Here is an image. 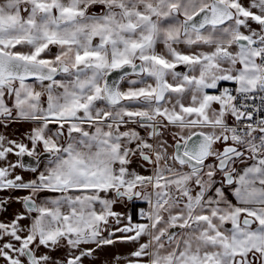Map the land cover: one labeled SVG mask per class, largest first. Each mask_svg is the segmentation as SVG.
I'll use <instances>...</instances> for the list:
<instances>
[{"label":"snow or ice","instance_id":"1","mask_svg":"<svg viewBox=\"0 0 264 264\" xmlns=\"http://www.w3.org/2000/svg\"><path fill=\"white\" fill-rule=\"evenodd\" d=\"M118 243L264 264V0H0V264Z\"/></svg>","mask_w":264,"mask_h":264},{"label":"crops","instance_id":"2","mask_svg":"<svg viewBox=\"0 0 264 264\" xmlns=\"http://www.w3.org/2000/svg\"><path fill=\"white\" fill-rule=\"evenodd\" d=\"M18 205H13V209L18 208ZM121 210V209H118ZM131 249L123 244H116L113 246H106L102 249L97 250L94 257L89 258V260H94L95 264H105V261L111 258L113 254H126ZM86 264H88V261H86Z\"/></svg>","mask_w":264,"mask_h":264}]
</instances>
